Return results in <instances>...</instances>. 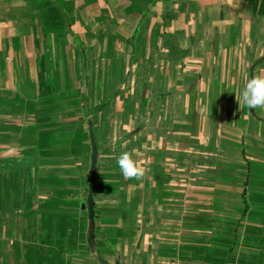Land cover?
<instances>
[{"label":"crops","instance_id":"1","mask_svg":"<svg viewBox=\"0 0 264 264\" xmlns=\"http://www.w3.org/2000/svg\"><path fill=\"white\" fill-rule=\"evenodd\" d=\"M262 5L0 0V264H102L90 124L103 261L183 264L204 234L261 263L264 108L236 95L264 74Z\"/></svg>","mask_w":264,"mask_h":264},{"label":"trees","instance_id":"2","mask_svg":"<svg viewBox=\"0 0 264 264\" xmlns=\"http://www.w3.org/2000/svg\"><path fill=\"white\" fill-rule=\"evenodd\" d=\"M192 221L196 228L204 227L202 216H197ZM191 238L188 237L180 249L179 257L183 264H238L237 253L231 248L222 247L221 240H206L204 234H196ZM259 264H264V260Z\"/></svg>","mask_w":264,"mask_h":264},{"label":"clouds","instance_id":"3","mask_svg":"<svg viewBox=\"0 0 264 264\" xmlns=\"http://www.w3.org/2000/svg\"><path fill=\"white\" fill-rule=\"evenodd\" d=\"M236 100L249 109L264 108V74H254L249 78L236 95ZM116 164L125 179L139 178L143 175V168L133 152L122 151L116 159Z\"/></svg>","mask_w":264,"mask_h":264},{"label":"water","instance_id":"4","mask_svg":"<svg viewBox=\"0 0 264 264\" xmlns=\"http://www.w3.org/2000/svg\"><path fill=\"white\" fill-rule=\"evenodd\" d=\"M91 133V144H92V154H91V168H90V185L86 201V207L88 210L89 217V243L93 255L101 261L103 264H111L105 262L101 259L99 250L94 242L95 239V209H94V188H95V175H96V165L98 159V149L94 140L92 124H90Z\"/></svg>","mask_w":264,"mask_h":264},{"label":"flooded vegetation","instance_id":"5","mask_svg":"<svg viewBox=\"0 0 264 264\" xmlns=\"http://www.w3.org/2000/svg\"><path fill=\"white\" fill-rule=\"evenodd\" d=\"M263 7H264V0H263V5H262L261 11H260L261 13L264 14V8Z\"/></svg>","mask_w":264,"mask_h":264}]
</instances>
